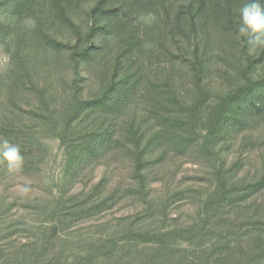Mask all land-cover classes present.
Returning <instances> with one entry per match:
<instances>
[{
	"label": "trees",
	"instance_id": "obj_1",
	"mask_svg": "<svg viewBox=\"0 0 264 264\" xmlns=\"http://www.w3.org/2000/svg\"><path fill=\"white\" fill-rule=\"evenodd\" d=\"M245 2L0 0V139L25 158L0 157V264H264V48L237 36ZM182 160L198 172L177 178Z\"/></svg>",
	"mask_w": 264,
	"mask_h": 264
},
{
	"label": "clouds",
	"instance_id": "obj_2",
	"mask_svg": "<svg viewBox=\"0 0 264 264\" xmlns=\"http://www.w3.org/2000/svg\"><path fill=\"white\" fill-rule=\"evenodd\" d=\"M238 38H244L249 52L264 48V0H246L239 9ZM0 157L9 171L17 172L24 166V156L19 144L0 139ZM28 189L25 187L24 191Z\"/></svg>",
	"mask_w": 264,
	"mask_h": 264
},
{
	"label": "rangeland",
	"instance_id": "obj_3",
	"mask_svg": "<svg viewBox=\"0 0 264 264\" xmlns=\"http://www.w3.org/2000/svg\"><path fill=\"white\" fill-rule=\"evenodd\" d=\"M7 60H8L7 53L3 49H0V70H4L5 66L7 65ZM89 87L90 89H94L96 85L94 82L89 83ZM48 147L50 149L49 150L50 160H49V164L47 167V173L45 177L48 180H52L59 176L61 158H62V150L58 147L57 141L48 142ZM101 169H102L101 167H98L96 169L95 171L96 179L100 176ZM198 170H199V167L197 166V164H193L191 162H187L186 160H182L180 167H179V172H177V178H179L182 175L192 176L196 174ZM25 187L27 189H30L31 191L29 190L24 191ZM17 189L25 195H29L33 193L41 194L43 193V191H45L43 184H39V182L37 181L32 182L31 180L24 179V178L21 180V184L17 186ZM189 209L190 207L188 205H182V206H179V208L177 207L173 213L174 215L180 214V215L185 216L186 214H188Z\"/></svg>",
	"mask_w": 264,
	"mask_h": 264
}]
</instances>
